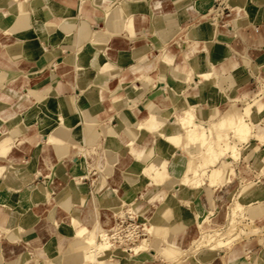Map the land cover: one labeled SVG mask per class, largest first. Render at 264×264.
Returning a JSON list of instances; mask_svg holds the SVG:
<instances>
[{
  "label": "crops",
  "instance_id": "crops-1",
  "mask_svg": "<svg viewBox=\"0 0 264 264\" xmlns=\"http://www.w3.org/2000/svg\"><path fill=\"white\" fill-rule=\"evenodd\" d=\"M0 20L6 27L0 29V264H42L52 255L77 263L83 243L77 239L75 248L69 245V216L77 214L88 226L94 220L109 226L120 216L107 209L130 195L136 218L148 219L142 210L152 212L149 218L166 212L171 224L187 227L192 212L170 189L189 186L178 178L168 182L178 171L158 164L152 173L167 179L169 192L158 208L157 199L141 198L148 178L122 132L136 135L139 145L155 138L128 131V122L171 105L161 79L175 83L174 72L188 75L179 82V97L191 93L202 110L210 109L211 101L212 109L222 110L227 94L257 92L260 81L254 88V77L264 79V0H0ZM210 62L226 69L217 78H199L197 72L208 70ZM92 81L99 86L92 88ZM166 121L162 130H182L177 120ZM137 147L142 158L154 149ZM107 149L112 158L117 153L119 170L105 161ZM167 150L172 156L182 153L171 145ZM172 158H162L160 164ZM207 187H201L198 201L208 210L214 188ZM104 193L108 197L100 200ZM258 194L264 196V191ZM138 199L142 209L137 212ZM158 228L167 233L170 225ZM184 229L174 235L179 245ZM153 251L143 252L146 263H172L152 257ZM23 253L28 256L22 258ZM245 254L233 247L225 259L251 264ZM105 258V264L125 259ZM197 258L211 260L212 251L203 249ZM184 260L200 264L194 256Z\"/></svg>",
  "mask_w": 264,
  "mask_h": 264
},
{
  "label": "bare ground",
  "instance_id": "bare-ground-1",
  "mask_svg": "<svg viewBox=\"0 0 264 264\" xmlns=\"http://www.w3.org/2000/svg\"><path fill=\"white\" fill-rule=\"evenodd\" d=\"M121 3L123 2L117 3L116 7L120 6ZM109 12L111 13L112 11H109ZM16 13H17V10H14L11 13L12 18ZM2 26H3V23L0 20V28ZM155 60H161V59L160 57L158 58L155 57ZM225 69H226L225 65L216 64L215 62H210V68L208 70L204 69L205 71H198L197 73H198L199 78H205V79L217 78L220 75L219 70H225ZM173 76L175 80L178 82H180L181 79H183V81L184 79L185 80L188 79V75L182 74L180 72H174ZM165 83L163 85L165 89L167 90L168 94L170 95L169 100L171 102V105L169 107L160 109L159 111L151 110L145 118L134 119L128 122V126H129L127 128L128 131H132L134 134L135 132L137 133L138 132H149L155 138H153V140L146 139L144 142H142L141 145H139L137 144L136 135H134L135 138H129L126 132H122L125 134L124 136L128 137L127 139L129 141L128 146H130L129 152L135 157L138 163L142 164V168H143L142 175L148 178L146 179V182L143 185L144 188L141 192L140 197L148 199V200H152V199L159 200L160 202L156 205L157 208L162 203V197L165 194H167L169 190L168 189L166 190L164 188L165 187L164 184L166 182L163 180V178L159 175L153 174L152 170L155 169L158 164H160L162 158L168 157L170 155L167 150L168 145H171L172 147H178L179 151H182V152L186 151L185 153L189 154V156L184 159V162L180 168L175 167V165H177V160L174 157L168 163L167 161H165L169 167L174 169V172L175 170L178 171L177 177L179 181L187 186L197 184L201 181V177L204 174V172H206V169L208 168V166H211V167L214 166V164L218 163L219 161L221 162L222 158H225V157H228L232 160H237L240 157L241 154L238 148V144H240V142H244L245 140H247V138L252 132V126H251L252 117H251L250 107L259 100L258 96L255 94L257 96V99L254 97H253L254 99H250V101L247 102L248 105L244 107L242 111L239 113L237 112L239 108L237 102L241 100L243 97H232L229 94H227V96L225 95L228 98L229 103L223 109L224 115L223 114L218 115L219 117L217 116L216 119H213L211 121V123L210 121L208 122L210 125L209 128L211 129L209 130L211 132L205 131L203 127L198 133L197 126H194V124L196 123L199 124L198 122H194L195 120H197L196 118H199V117L211 118L215 114L212 115L213 112L210 113L211 110L210 112L207 110L208 113L204 114L203 110L197 106V103H196L197 98L191 93L186 92L187 94L185 93V95H183L182 97H179V95L181 94V89H182L180 87V84H177V86H173L169 83H166V84ZM90 86L92 88H95V87H98L99 85L92 81ZM171 109L175 111L176 110L182 111L184 114L183 117L178 116L179 118H177L173 114L177 113L178 111L177 112L174 111V113L172 114L173 111L171 112ZM173 119L178 120V124L180 125L182 130L179 133L170 131V133L173 135L168 136L167 135L168 129L162 130V125L164 121L166 120L169 121ZM198 126L202 127L201 125H198ZM229 130L233 132L232 136L235 137V139L230 140L231 137H229V133H230ZM212 132H214V134ZM155 133L158 134V137L155 136ZM208 133H212L211 135H215L214 143H212L209 140ZM47 141L53 142V139L51 138L50 135H48ZM152 145L154 146V149L152 153L150 154V156L147 158H142L140 156V151L137 146H152ZM194 150H198L199 154L195 155L194 153H192V152H195ZM80 151L82 155L84 156L83 149H80L79 152ZM115 160H116V157L111 162L112 165L115 164L114 163ZM82 164H83V161L80 160L79 162H77L76 168L77 169L81 168ZM149 164H151V166ZM115 167L118 170V164H115ZM224 167H225V164H224ZM213 170L215 171L216 168ZM216 172H219V171L216 170ZM226 172L227 173H225L224 178L222 179V181L224 180L225 183L229 182L232 177V173L230 171H226ZM210 174L208 173V176ZM217 174L218 173L216 174L214 173L213 175H217ZM212 176L211 178H214ZM19 177L22 183L27 182L26 177H23V176H19ZM213 182L214 181H212V183ZM210 183L208 184V186L211 185ZM8 187L9 189L17 190L15 186L9 185ZM174 189L172 190L170 189L173 195L176 194L173 191ZM104 197L105 198L108 197L107 193H104L101 200ZM134 199L135 197L133 195H130L128 199L124 197L123 198L121 197V199L118 198V201L116 200L117 203L112 202L114 204V207L107 209L111 213L116 212L115 215L119 214V216L121 217L129 212V214L125 218L119 217L120 221L122 222H124L127 219V217L134 218L135 222L132 223L131 225L132 228H130L129 226L126 227V230H127L126 235L127 237H130L127 240L123 239V237L120 235L119 230H121L122 228L119 225V222L117 221V219L115 220V224L114 223L112 225L110 224L109 230L106 231V230L98 229L99 224L96 220H94L91 226H88L87 224L83 223L82 218L81 219L78 218L77 214L73 213L69 216L70 218L69 222H70L71 227L73 228V235L71 239L72 240L78 239V240H81L83 243L79 250V260L77 261V263H74V264H105V262L107 261L105 257H108V256L109 258L114 257L115 250H119L122 252L128 251L127 256L123 260V264H132L134 260H139L141 264H146V261L142 257V254L143 252H146L148 249L153 250V248L155 251H153L154 253L152 254V257L157 256L160 259H167L168 256H165V253H164L165 249L176 250L178 252H181L182 254V252L185 250L184 246L175 243L172 238L177 232L186 228V225H183V227L181 226L180 228L172 227L171 223L168 220L169 215L168 214L159 215L158 213L154 217L153 220H148L143 223H140L137 221L136 217L131 214V212H133L131 206H133V204L135 203ZM235 204H237V209L236 210L234 209L232 211L230 215L231 218L228 222V225L224 227L220 226V227L213 228L211 226L212 222H210V220L208 221L209 218L207 220L203 218V213L201 212V210H203L202 205H199L198 206L199 208L192 212L193 220L195 219L199 220L197 223L199 226V229L196 232V234L200 232L199 234L201 235H200L199 240L196 241L198 246L204 245L205 250H208V251H213L220 247H226V248L229 247V244L232 243V240H233V234L235 232L236 224L241 222L240 220L245 215L244 208H242V205L240 203H235ZM124 205L125 206L127 205L129 209L128 210L124 209L125 207ZM118 208H122V211L118 210ZM174 215L177 216L176 212H174ZM188 223H191V222H188ZM137 224L140 227L138 228V230L134 229V225L137 226ZM159 224L160 225H163V224L170 225V229L167 231L166 234H163L161 232L159 233V231L157 230V227ZM177 226H180L179 223ZM143 230L146 232V234H148L147 237H144V236L140 237L143 234ZM5 233L6 231L4 232V234ZM152 238L154 240H157L158 242L166 241L167 242L166 247L163 248L162 246L158 247L156 245H153V243L151 242ZM123 242H127L128 244H131V245H128V244L120 245ZM184 242H187V241H184ZM194 249H198V248H194ZM27 256H28L27 253L22 254V258H25ZM34 260H36L35 257H34ZM196 260L200 264H211L212 262V260L199 259L197 257H196ZM221 260L222 261L220 264H242V262L236 263V261H234L233 263H231L232 261H230V263H228L225 257ZM260 261H264V259L261 258ZM178 262L179 261H177V264H179ZM42 264H71V263L59 261V258L57 255V256L49 257L48 259L44 260ZM244 264H248V262L244 261Z\"/></svg>",
  "mask_w": 264,
  "mask_h": 264
},
{
  "label": "rangeland",
  "instance_id": "rangeland-1",
  "mask_svg": "<svg viewBox=\"0 0 264 264\" xmlns=\"http://www.w3.org/2000/svg\"><path fill=\"white\" fill-rule=\"evenodd\" d=\"M14 5H16L18 7V3L14 4ZM2 28H5L4 24L0 29H2ZM254 78H255L254 88H255L256 82L258 80L260 81L259 82L260 84L258 87L259 91L257 90V92H255L251 96L243 97L241 100H239L237 102L238 107H239L237 112L240 113L242 111V109L248 105L247 102L250 101V99H254V98L257 99V96L259 99L254 105H252L250 107L251 117H252L251 118L252 119L251 120L252 132L249 135V137L247 138V140H245L244 142H240V144H238V148H239L240 154H241L240 157L237 160H232L228 157L222 158L221 162L219 161L218 163L214 164V166H212V167L208 166V168L206 169V172H204V174L202 175L201 181L199 183L193 184V185L186 187V188L184 187L185 189H181V190L177 185L175 187V189L173 190L176 193L174 195L175 199L176 198H177L176 200L181 199L180 200L181 203H184V204L186 203L185 205H188V208L191 210V212H193L194 210L199 208L198 207L199 205H201L198 201V193H199L201 187L203 186V187H205V189L208 190L209 188L207 186L211 182L210 183L211 185H209V186L212 187V185H213V188H214L213 192L211 193V196L213 195V197H214V199H213L214 202H212V204H211V206H209L208 210H206V208H204L202 206L203 210H201V212L203 213L204 219L207 220L209 218L208 221L210 220V222H212L211 226L213 228L220 227V226L224 227V226L228 225V222L231 218L230 215H231L232 211L234 209L235 210L237 209V204H235V203H240L242 205V208H244L245 215L240 220L241 222L236 224L235 232L233 234L232 243H230L229 247H227V248L226 247H220L216 250H213L211 260L220 259V258L223 259L227 255L229 250H231L233 247H235V248L241 247L242 251L246 252V254H245V255H247L246 259L248 261H251V264L253 263L254 260L258 261L261 258L264 259V196H259V194H258V190L264 191V79L261 77H258V76L254 77ZM161 82H162V84H164L166 81L164 80V78H162ZM169 84H171L173 86H177V84H180V83L175 80V83H169ZM260 89H261V91H260ZM169 98H170V95H169ZM211 103H212V101H211ZM228 103L229 102H227V104ZM210 104H209V106L211 108ZM226 105L221 107L222 110H219L218 108L213 109V110L212 109H203L204 114L208 113V111L210 112V110H211L210 113L213 112L212 115L213 114H215V115H213V117H211V118H201V117L196 118L197 120H195L194 122H198L199 124L196 123V124H194V126H197L198 133L201 130V128H203V127H204L205 131L211 132L210 131L211 129L209 128L210 125L208 122L210 121V123H211V121L213 119H216V117L218 115H222V114L224 115L223 109L226 107ZM240 107H242V108H240ZM174 111L175 110L171 109L172 114L174 113ZM175 112H177V113H175L173 115H175L177 118L183 117V115H184L182 111L176 110ZM122 120L124 123H126L124 115H122ZM177 122H178V120H177ZM166 123H167V121H166ZM198 125H201L202 127H199ZM170 131H172L171 128H169L167 131L168 136L173 135L170 133ZM229 132H230L229 137H231L230 140L235 139V137L232 136L233 132L231 130H229ZM212 133L214 134V132H212ZM212 133H208V137H209V140L212 143H214L215 135H211ZM127 134H129V133H127ZM123 135H125V134L123 133ZM128 137L129 138H135V136H133V135L132 136L128 135ZM140 140L142 141L141 138H140ZM107 151H109L110 153L105 152L104 158H105L106 162L111 163L115 159L117 153L115 154V157L112 158L111 150L107 149ZM194 151L195 152H192V153H194L195 155L199 154L198 150H194ZM185 152L186 151H183L182 153L184 154ZM184 155L188 156L189 154L185 153ZM172 157H174V156L169 155L168 157H165V158H167L169 160ZM111 158H112V161H111ZM174 158L177 160V163H178L177 166L180 168L181 164H183V162H184V156L181 154H175ZM226 158H228V159H226ZM165 161H167V160H165ZM224 164H225V167H227V168L224 167ZM149 165L151 166V164H149ZM159 165H162V166L164 165V166L168 167L167 163L159 164ZM215 168L219 172H216V170L214 171L213 169H215ZM221 169L224 170L223 176H222L223 170H221ZM118 170H119V167H118ZM226 171H230L232 173V177H231L230 181L227 183H225L224 180L222 181L225 173H227ZM213 172L215 174L216 173H218V174L213 175L214 174ZM208 173L209 174L211 173V174L208 176ZM211 176L214 178H211ZM215 176H217V177H215ZM177 178H178L177 175H173V177L171 176L170 180L168 179V182H172V181L176 182ZM212 181H214V182L212 183ZM166 182H167V179H166ZM183 191L185 192V195L182 193ZM261 195H263V194H261ZM101 198L102 197H100V200H101ZM140 200L141 199H138L137 203L135 204L137 212L142 209L141 208L142 206L139 202ZM124 209L128 210L129 207L125 206ZM118 210L122 211V208H118ZM174 212H176L177 216H175V218H177L178 217L177 208L174 209ZM144 213H145L144 216L147 217L148 219L145 220V219H142L140 216H138L136 218L138 222L143 223V222L148 221V220H153L154 217L156 216V215H154L151 218H149L151 216L152 212H150V211L143 212V210L140 212V214H144ZM90 214L93 215L92 212H90ZM113 214H116V212ZM128 214H129V212L126 213L125 215H123L122 217L121 216L120 217L125 218ZM131 214L134 216V214L132 212H131ZM164 214H169V213L165 212ZM116 217H117V215H116ZM195 218H197V217H195ZM198 221L199 220H197V219L192 220L191 223H189L188 226L185 228L186 230H184L185 231L184 241H187V242L183 241L184 244L183 243L180 244V245H183L185 248V250L182 252V254H181V252H178L176 250L165 249L164 250L165 256H168L169 258L167 257V259H160L159 257H157V256L156 257L163 262H165V261L172 262L171 264H177V261H179L178 262L179 264H188L184 260L186 256L187 257L188 256H194L195 258L200 257L202 250L205 249V246L204 245L198 246L197 242H196L199 240L200 235H201V234H199L200 232L196 234V232L199 229V226L197 224ZM114 224H115V220H114ZM177 225H178V223L171 224L172 227H179V228L181 226L183 227L184 224L179 223L180 226H177ZM185 225H187V224H185ZM109 226L107 225V226L103 227V226L99 225L98 229L108 231ZM157 230L159 231V228ZM162 233L166 234V232L165 233L162 232ZM143 236L144 237L148 236V234H146V232L144 230H143V234L140 237H143ZM172 239H174V237ZM260 241L262 243V248H261L259 256H258L257 253H258L259 248H260V243H259ZM151 242L153 243V245H156L158 247L162 246L163 248H165L167 245L166 241L158 242L157 240H154L153 238H152ZM127 244H128L127 242H123L120 245H127ZM69 245H74V248H75L77 245V241L71 240V243ZM128 245H131V244H128ZM194 248H198V249H194ZM148 250H147V252H148ZM127 253H128V251L122 252L119 250H115L114 255L115 256L123 255L124 257H126ZM179 254H181V255H179ZM52 256H54V255H52ZM173 256H174V258H173ZM142 257H143V254H142ZM46 259H48V258H46ZM46 259H44V260H46ZM152 260H154V259L152 258ZM27 264H30V263L27 262ZM146 264H148V263H146ZM259 264H264V261H260Z\"/></svg>",
  "mask_w": 264,
  "mask_h": 264
},
{
  "label": "built area",
  "instance_id": "built-area-1",
  "mask_svg": "<svg viewBox=\"0 0 264 264\" xmlns=\"http://www.w3.org/2000/svg\"><path fill=\"white\" fill-rule=\"evenodd\" d=\"M117 221L119 222V225L122 228L121 230H119L120 235L123 237V239L127 240L130 237H127V235H126L127 234L126 227L129 226L130 228H132L131 225L133 222H135L134 218L127 217V219L124 222L120 221V219L117 218ZM137 226H138V224H137ZM137 226L134 225V229L138 230V228H140L139 226L138 227Z\"/></svg>",
  "mask_w": 264,
  "mask_h": 264
}]
</instances>
